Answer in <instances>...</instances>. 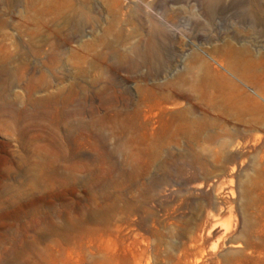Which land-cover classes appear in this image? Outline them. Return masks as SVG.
Returning a JSON list of instances; mask_svg holds the SVG:
<instances>
[{
  "label": "rangeland",
  "instance_id": "1",
  "mask_svg": "<svg viewBox=\"0 0 264 264\" xmlns=\"http://www.w3.org/2000/svg\"><path fill=\"white\" fill-rule=\"evenodd\" d=\"M0 18L25 68L7 96L36 116L0 126V264H252L234 240L264 264V0H0Z\"/></svg>",
  "mask_w": 264,
  "mask_h": 264
},
{
  "label": "bare ground",
  "instance_id": "2",
  "mask_svg": "<svg viewBox=\"0 0 264 264\" xmlns=\"http://www.w3.org/2000/svg\"><path fill=\"white\" fill-rule=\"evenodd\" d=\"M0 24H4V20L2 18H0ZM58 39L59 41H61L60 43L61 45L67 42V38L65 36L59 37ZM12 59H13V53H11L4 45L0 44V126L7 129L9 132H14L16 134H19L26 128H30L31 126H34V118H36V116L34 114H28V113L26 114L24 111H22V109L18 108L15 99H11L7 96L10 87L13 84L18 83L22 79L25 72V68L22 67H16L12 69L8 65V62ZM44 83H45V78L43 75H40L39 77H31L28 81V85L31 88H34L36 86H42ZM74 87L75 85H72V90L70 92L71 97L75 91L73 90ZM74 112L75 114L76 113L82 114L81 110L79 109H75ZM37 125L38 126L36 128L41 127L39 124ZM3 159L5 161H8V154L6 151L4 152ZM214 181L215 180H212L211 184L217 185L218 181L217 182ZM225 189L227 192L230 191L229 188H225ZM238 241L239 240L237 241L234 240V242L232 241L231 243L228 244L227 247L230 249H235L236 253L242 256L241 260H245L247 262L248 260H250L249 257L252 258L254 254H256L260 259L262 255L261 250L257 249L251 241H247L244 244ZM141 257L143 258L142 255ZM141 257L136 259L135 264H142L143 261ZM258 258L251 260L252 264L259 262L260 260ZM199 264H208V263L201 262ZM236 264H243V263L242 261L238 260V263L236 262Z\"/></svg>",
  "mask_w": 264,
  "mask_h": 264
}]
</instances>
